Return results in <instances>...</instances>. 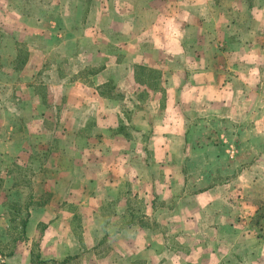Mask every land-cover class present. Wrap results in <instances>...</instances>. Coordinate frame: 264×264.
Returning <instances> with one entry per match:
<instances>
[{
    "label": "rangeland",
    "instance_id": "obj_1",
    "mask_svg": "<svg viewBox=\"0 0 264 264\" xmlns=\"http://www.w3.org/2000/svg\"><path fill=\"white\" fill-rule=\"evenodd\" d=\"M0 264H264V0H0Z\"/></svg>",
    "mask_w": 264,
    "mask_h": 264
}]
</instances>
